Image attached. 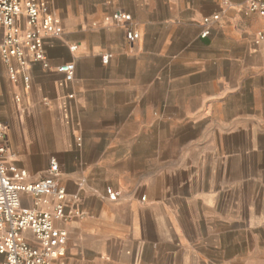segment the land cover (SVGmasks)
Instances as JSON below:
<instances>
[{
  "label": "crops",
  "instance_id": "crops-1",
  "mask_svg": "<svg viewBox=\"0 0 264 264\" xmlns=\"http://www.w3.org/2000/svg\"><path fill=\"white\" fill-rule=\"evenodd\" d=\"M41 1L62 33L45 42L49 69L0 55V121L28 180L58 161L69 219L53 264H260L264 16L247 0ZM116 10L133 42L105 21Z\"/></svg>",
  "mask_w": 264,
  "mask_h": 264
},
{
  "label": "built area",
  "instance_id": "built-area-1",
  "mask_svg": "<svg viewBox=\"0 0 264 264\" xmlns=\"http://www.w3.org/2000/svg\"><path fill=\"white\" fill-rule=\"evenodd\" d=\"M43 7L41 0H0V29L3 31L0 55L5 62L14 57L21 67L40 63L43 68H50L45 42L58 37L62 27L55 16L42 11ZM247 8L264 16V0H247ZM217 19L218 15L214 14L202 20L201 38L210 34L211 24ZM105 21L123 26L128 42L139 36L127 12L116 10L106 15ZM258 36L264 37V29ZM107 57L102 56L104 60ZM54 71L69 82L74 76V64H58ZM8 73L10 79H16L13 67L9 66ZM6 153L5 125L0 121V264H53L65 255L67 241L66 231L55 222L69 219L65 212L66 190L57 180L58 161L50 157L44 175L28 180L26 170L8 160ZM105 195L115 200L119 192L106 187ZM23 196L29 198L30 204L23 203ZM24 232H30L35 243L28 241Z\"/></svg>",
  "mask_w": 264,
  "mask_h": 264
},
{
  "label": "rangeland",
  "instance_id": "rangeland-1",
  "mask_svg": "<svg viewBox=\"0 0 264 264\" xmlns=\"http://www.w3.org/2000/svg\"><path fill=\"white\" fill-rule=\"evenodd\" d=\"M260 264H264V257H262Z\"/></svg>",
  "mask_w": 264,
  "mask_h": 264
}]
</instances>
